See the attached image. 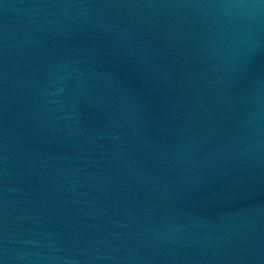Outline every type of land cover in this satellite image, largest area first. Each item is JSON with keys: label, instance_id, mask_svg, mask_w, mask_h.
Returning <instances> with one entry per match:
<instances>
[{"label": "water", "instance_id": "95a60500", "mask_svg": "<svg viewBox=\"0 0 264 264\" xmlns=\"http://www.w3.org/2000/svg\"><path fill=\"white\" fill-rule=\"evenodd\" d=\"M0 264H264V0H0Z\"/></svg>", "mask_w": 264, "mask_h": 264}]
</instances>
